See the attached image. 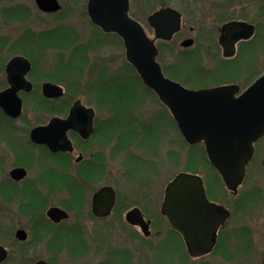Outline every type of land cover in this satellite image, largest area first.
<instances>
[{"label": "rangeland", "instance_id": "obj_1", "mask_svg": "<svg viewBox=\"0 0 264 264\" xmlns=\"http://www.w3.org/2000/svg\"><path fill=\"white\" fill-rule=\"evenodd\" d=\"M9 9L15 10L16 17H9V13L6 12ZM16 11H23L25 17L18 18L21 13ZM185 12L187 14V11ZM140 19L147 35L152 37L146 16L141 15ZM62 29L66 30L67 35L62 43L56 44L54 41L59 40L55 34L56 30ZM49 32L55 33L46 38L45 35ZM25 33L26 39L23 37ZM78 47H83L81 50L84 53L80 51V54L73 56L72 52L77 53ZM14 55H25L32 61L37 90L41 83L49 81L61 86L69 100L81 99L84 104L94 106L102 105L98 101L100 99L109 105V174L104 177L100 185L108 184L124 196L127 191L141 192L142 195V191L150 187H164L174 176L188 172L198 174L204 179L214 200L227 199L228 193L220 178L214 175L203 144L188 146L185 143L168 110L145 89L136 78L135 71L126 63L125 49L114 35H105L94 30L85 17L42 14L36 9L34 0H0V60H2L0 67ZM71 57L73 60H70ZM210 62L209 60H168L166 57L163 65L184 86L201 87L202 85H197L194 76L186 79L184 73H198L200 68L205 72L217 69V64ZM235 64L239 69L228 71L227 79H222L221 82L236 79L230 82L244 88L254 76L264 72V60H235ZM251 64L257 65L253 76L245 70V67ZM175 69L185 72L178 75ZM199 77L204 79L206 74L200 73ZM104 83L109 86L119 83L120 88L124 85L123 87L128 88L126 90L130 93V98L122 95L125 98L118 103L109 96L96 97L89 94L90 89L100 88L101 85H105ZM203 83H212V81L205 80ZM21 98L23 101L21 117L10 125H1L0 128V155L3 156V163H0V181L6 176L4 163H6L7 150L5 149L11 142L10 139L24 142L29 129L46 118L41 117L38 106L55 104L45 103L41 94L37 93ZM119 122L122 126H119ZM140 132H142L141 137ZM125 148L128 150L124 151ZM33 165L32 160L29 178L35 177L33 170L38 169V166L33 167ZM252 189H257L263 194L256 198L250 196L245 199V195H241L238 200L230 202L233 207L241 205L242 210H233L232 224H229L226 240L218 247L217 252L213 251L200 258H192L189 254L186 256L181 253L175 254L168 249L170 247L168 243L161 247V239L165 235L166 228L162 226L161 231L158 224L155 227L160 228L159 234L155 233L149 240L142 237L140 247L138 245L131 247L135 246L136 241L129 246L128 234L135 239L133 236L135 230L128 225L113 224L112 220L84 219L86 236L88 234L93 240L92 244L88 243L89 250L86 255L76 261L69 260L65 253L51 256L46 251L45 242L40 241L36 234V227L32 224L34 220L30 219L27 223L26 219H21L17 203L13 202L9 205L3 201V196L0 194V244L6 246L13 256V261H7L5 264H31L38 259L50 258L53 264H92L102 258L99 252L107 248L115 249L117 252L126 249L128 258L123 262L124 264H261L264 258V169L256 176L247 179L241 192L247 195ZM12 211L13 219L10 220ZM29 211L30 216L34 214L31 209ZM18 227L27 232L25 244L9 235L12 229ZM240 233H246L244 236L246 240L241 245L239 239L243 236L240 235L244 234ZM32 234H35V237Z\"/></svg>", "mask_w": 264, "mask_h": 264}, {"label": "flooded vegetation", "instance_id": "obj_2", "mask_svg": "<svg viewBox=\"0 0 264 264\" xmlns=\"http://www.w3.org/2000/svg\"><path fill=\"white\" fill-rule=\"evenodd\" d=\"M35 1L36 9L42 14L85 17L91 28L109 35V32H104L99 25L92 21L89 8L90 0H56L59 9L55 12L41 11ZM127 1V14L129 17L141 24L140 16H146L147 24L152 31L151 38L157 48L156 60L164 77L180 83L174 77L175 75L170 74L163 65V60H166V57L168 60H209L211 61L210 63L217 64V69L205 72L200 68L198 73H188L187 71V73H184L185 71L183 70L175 69V71H178V75L179 73L186 74V79L194 76L197 85H202L201 87H186L180 83L182 86L193 90L231 85L236 88L234 95L237 96L257 77L254 76L244 88L234 82H230L236 79L221 82L222 79H227L228 71L234 69L237 71L239 69L235 64V60H264V0ZM166 9H171L179 15V25L169 40L157 38L155 26L150 25L148 22L150 15L164 12ZM14 11L12 9L6 10L9 13V17L12 18L16 17ZM185 11H187V14ZM16 12L21 13L18 18L25 17L23 11ZM17 20L21 21L20 19ZM168 21V19L159 18V21H156V26L158 27L160 22L165 23ZM23 37L26 39L27 34L25 33ZM186 42H188L187 45H183ZM164 54L166 57H164ZM8 61L6 60L4 66L0 67V88H2L0 91L10 86L6 73ZM28 61L30 62V69L25 75V79L31 83V90L26 91L21 88L17 91V95L21 98L37 93L38 95L41 94L45 102H53L55 104L53 106L46 104L38 106L39 114H41V117L46 118L43 122H39L29 129L27 139L24 142H19L13 138L10 139L11 142L5 149L7 150L5 155L6 163H4L6 176L0 181V194L3 196V201L9 205L16 202L21 219H26L27 223L30 222V219L34 220L32 224L36 227V234L40 241L45 242L46 251L51 256L65 253L69 260L76 261L86 255L89 250L87 248L89 247L88 243L92 244L93 239H90L88 234L86 236L83 227L85 224L84 219L91 221L112 220L111 223L113 224L128 225L135 230L133 234L135 239L128 234L129 246H131L130 243L136 241L135 246L132 245L131 247H136L137 245L140 247L142 237L149 240L153 238L155 233L159 234L163 230L162 226H165V235L161 239V247H163V244L168 243L170 246L168 249L174 251L175 254L188 255L189 249L183 236L172 226L168 217L162 212L169 183L161 188L150 187L142 191V195L141 192L127 191L125 192L126 196L121 195L116 188L108 184L103 183L100 185L104 177L109 174V105H106L105 101L100 99L98 101L102 105L94 106L84 104L81 99L69 100L63 88L62 95L57 98L43 96L42 85L49 81L41 83L37 90L36 78L33 75V63L31 60ZM232 65L234 67H231ZM256 66L254 64L247 65L245 70L253 76ZM15 70L16 72L20 71V67H16ZM200 73H205L206 77L204 79L200 78ZM136 78L141 82L137 73ZM205 80H210L212 83L204 84ZM148 91L157 98L151 90L148 89ZM89 94L96 95V97H107L106 91L99 88L90 89ZM76 100L80 101L83 111L74 116L75 127L66 130L65 136L69 144L64 149L52 151L45 144H35L31 141L29 136L31 129L48 124L51 118L66 120L69 118L71 108ZM22 112L23 101L21 114L17 118L9 117L0 109V128L1 125H10L14 120L19 119ZM89 116L91 119H89ZM57 132L61 133L60 130ZM141 135L142 132L139 133L140 137ZM135 141L137 143V139ZM127 150L125 148L124 151ZM32 160L34 163L33 167L36 165L38 169L33 170L35 177L29 178L28 174L32 169H30V161L32 162ZM0 163H3V156L1 155ZM15 169H21L24 172V176L20 179H15L12 175ZM262 169H264V135L253 143L252 157L245 166L243 178L234 189H228L219 173L213 168L214 175L220 178L225 191L228 193L227 199L224 201L214 200L205 185L204 179L194 173L202 179L207 200L222 215L221 221L213 233L214 244L212 249L204 255L213 251L217 252L218 247L226 240L229 224H232L233 210H242L240 209L241 205H235V208L233 207L234 205H230V202L238 200L241 195H245V199L246 197L250 198V196H252L251 198H256L258 195L263 194L257 189H252L247 192V195L241 192L244 182L256 176ZM185 173L190 174L188 172ZM106 186H110L114 190L115 201L106 215H97L93 212V195L100 188ZM236 204L239 203L236 202ZM52 208L63 210L66 213V217L55 221L48 214V211ZM29 209L34 213L31 216L29 215ZM12 219L13 211L10 220ZM141 224L146 226L145 232L142 231ZM157 224L161 227V231L160 228L157 229L155 227ZM18 230L25 232V240L21 241L16 238L15 233ZM96 233H98V230H96ZM240 234H244L240 235L243 236L242 239H239L241 245L246 240L244 239L246 233ZM9 235L14 240L24 244L28 237L26 230L21 227L15 228V230L12 229ZM32 235L35 237V234ZM91 235L93 237L92 232ZM236 235L238 238L237 229ZM3 247L7 255L1 264L13 261L11 252L6 246ZM105 247L108 246L105 245ZM126 251V249L119 252L112 248L104 249L99 252L102 258L92 264H124L123 262L128 258ZM36 261L53 264L51 258L38 259Z\"/></svg>", "mask_w": 264, "mask_h": 264}, {"label": "water", "instance_id": "obj_3", "mask_svg": "<svg viewBox=\"0 0 264 264\" xmlns=\"http://www.w3.org/2000/svg\"><path fill=\"white\" fill-rule=\"evenodd\" d=\"M35 3L43 12L59 9L56 0H36ZM89 8L95 24L104 32H116L122 38L126 60L135 68L143 83L169 109L185 140L190 144L203 141L210 163L220 173L226 187L234 189L240 183L245 165L252 156L253 143L264 134V73L238 96H234L236 88L231 85L186 89L163 76L155 59L157 49L154 40L146 35L139 23L128 16L127 0H90ZM159 18L169 21L160 22L157 27L156 21ZM148 22L155 26L157 38L169 40L177 30L179 15L166 9L150 15ZM16 67H20V71L16 72ZM29 69L28 59L22 56L12 57L6 65L10 86L0 92V108L11 118H17L21 113L22 101L17 91L21 88L31 90V83L25 79ZM41 91L47 98L62 95V88L50 82H45ZM80 111H83L81 103L76 100L66 120L51 118L48 124L31 129V141L45 144L52 151L64 149L69 144L65 132L75 127L74 116ZM12 175L20 179L24 172L15 169ZM114 201L112 187L100 188L93 195V212L106 215ZM162 212L181 233L192 257L201 256L212 249L213 233L222 215L208 202L200 177L189 174L176 176L167 187ZM48 214L55 221L66 217V213L58 208L50 209ZM141 228L145 232L146 226L141 224ZM15 236L21 241L26 239L23 230H18ZM6 255L5 248L0 245V263ZM33 264L46 263L36 261ZM261 264H264V258Z\"/></svg>", "mask_w": 264, "mask_h": 264}, {"label": "trees", "instance_id": "obj_4", "mask_svg": "<svg viewBox=\"0 0 264 264\" xmlns=\"http://www.w3.org/2000/svg\"><path fill=\"white\" fill-rule=\"evenodd\" d=\"M52 33H55V32H49V33H47L46 35H45V37L46 38H49V36L52 34ZM55 34H57V36H58V38H59V40H55L54 41V43H56L57 44V42L58 43H62L63 41H64V39H65V37H66V35H67V32H66V30H64V29H62L61 31L60 30H56V33ZM83 48V47H82ZM82 48H80V47H78V48H76V50H78V52L77 53H74V52H72V54H73V56H75V55H77V54H80L81 52L80 51H82L81 49ZM83 52V51H82ZM84 53V52H83ZM72 58V57H71ZM70 58V60H73V58L71 59ZM105 84V83H104ZM118 85H115V86H109V85H107V84H105V85H101V87L99 88V89H104L105 91H106V94H107V97L109 96V98L110 97H112L113 98V100L114 101H117L118 103H119V101H122L124 98H125V96L129 99L130 98V93H128L127 92V90L126 89H128V88H125V87H123L124 85H121V88H120V84L119 83H117ZM128 86V85H127ZM120 88V89H119ZM122 95H125L124 97L122 96ZM43 100V99H42ZM44 101V100H43ZM45 102V101H44ZM45 103H50V102H45ZM118 103H117V105H118ZM116 105V106H117ZM115 120H117L116 118H115Z\"/></svg>", "mask_w": 264, "mask_h": 264}]
</instances>
